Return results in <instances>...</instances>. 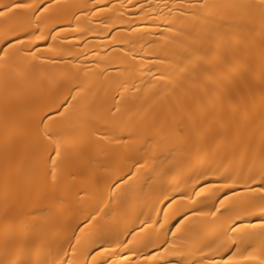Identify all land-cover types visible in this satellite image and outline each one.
Listing matches in <instances>:
<instances>
[{
	"label": "bare ground",
	"instance_id": "6f19581e",
	"mask_svg": "<svg viewBox=\"0 0 264 264\" xmlns=\"http://www.w3.org/2000/svg\"><path fill=\"white\" fill-rule=\"evenodd\" d=\"M0 264H264V0H0Z\"/></svg>",
	"mask_w": 264,
	"mask_h": 264
}]
</instances>
